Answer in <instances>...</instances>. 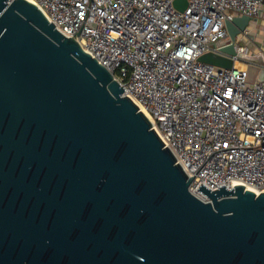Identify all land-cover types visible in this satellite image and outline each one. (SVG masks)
I'll use <instances>...</instances> for the list:
<instances>
[{
    "label": "water",
    "instance_id": "1",
    "mask_svg": "<svg viewBox=\"0 0 264 264\" xmlns=\"http://www.w3.org/2000/svg\"><path fill=\"white\" fill-rule=\"evenodd\" d=\"M251 21L226 20L229 38ZM122 93L35 4L0 0V264H264V191L191 194L194 175Z\"/></svg>",
    "mask_w": 264,
    "mask_h": 264
},
{
    "label": "built area",
    "instance_id": "2",
    "mask_svg": "<svg viewBox=\"0 0 264 264\" xmlns=\"http://www.w3.org/2000/svg\"><path fill=\"white\" fill-rule=\"evenodd\" d=\"M28 1L147 112L163 148L188 178L194 175L191 194L210 201L197 190L201 183L210 191L239 184L264 191V81H246L248 27L234 41L225 29L235 16L259 19L264 0H186L182 11L173 0ZM231 43L235 55L220 52ZM205 53L233 65L199 61Z\"/></svg>",
    "mask_w": 264,
    "mask_h": 264
},
{
    "label": "rangeland",
    "instance_id": "3",
    "mask_svg": "<svg viewBox=\"0 0 264 264\" xmlns=\"http://www.w3.org/2000/svg\"><path fill=\"white\" fill-rule=\"evenodd\" d=\"M250 34L252 35V33ZM240 44L246 45L247 41H241ZM251 51L252 49L249 47V53L242 56V59L248 62V74L246 78L248 83H254L256 81V76L260 70V66H264V51Z\"/></svg>",
    "mask_w": 264,
    "mask_h": 264
},
{
    "label": "crops",
    "instance_id": "4",
    "mask_svg": "<svg viewBox=\"0 0 264 264\" xmlns=\"http://www.w3.org/2000/svg\"><path fill=\"white\" fill-rule=\"evenodd\" d=\"M248 29L253 36L251 44L249 47L254 52L255 50L264 51V12H262L261 16L257 20H253L250 22ZM251 51V52H252Z\"/></svg>",
    "mask_w": 264,
    "mask_h": 264
},
{
    "label": "bare ground",
    "instance_id": "5",
    "mask_svg": "<svg viewBox=\"0 0 264 264\" xmlns=\"http://www.w3.org/2000/svg\"><path fill=\"white\" fill-rule=\"evenodd\" d=\"M247 189H249V190H251V191L257 193V192H256L255 190H253L252 188L247 187Z\"/></svg>",
    "mask_w": 264,
    "mask_h": 264
}]
</instances>
